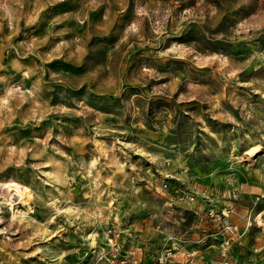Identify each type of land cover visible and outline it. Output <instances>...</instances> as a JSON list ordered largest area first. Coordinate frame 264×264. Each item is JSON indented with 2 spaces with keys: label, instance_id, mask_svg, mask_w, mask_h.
<instances>
[{
  "label": "rangeland",
  "instance_id": "1",
  "mask_svg": "<svg viewBox=\"0 0 264 264\" xmlns=\"http://www.w3.org/2000/svg\"><path fill=\"white\" fill-rule=\"evenodd\" d=\"M225 240L264 264V0H0V264Z\"/></svg>",
  "mask_w": 264,
  "mask_h": 264
},
{
  "label": "built area",
  "instance_id": "2",
  "mask_svg": "<svg viewBox=\"0 0 264 264\" xmlns=\"http://www.w3.org/2000/svg\"><path fill=\"white\" fill-rule=\"evenodd\" d=\"M228 245V240L222 242L220 244V249H221V261H219L217 264H222V262H225V258H226V251H227V246ZM160 264L161 260L159 259L158 262L152 263V264ZM120 264H138L137 259L134 256H125L124 258H122L120 260Z\"/></svg>",
  "mask_w": 264,
  "mask_h": 264
},
{
  "label": "bare ground",
  "instance_id": "3",
  "mask_svg": "<svg viewBox=\"0 0 264 264\" xmlns=\"http://www.w3.org/2000/svg\"><path fill=\"white\" fill-rule=\"evenodd\" d=\"M23 204L22 195H15L8 203L10 207L13 205Z\"/></svg>",
  "mask_w": 264,
  "mask_h": 264
}]
</instances>
